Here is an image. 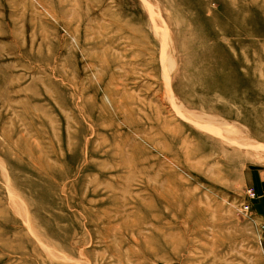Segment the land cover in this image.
I'll return each instance as SVG.
<instances>
[{"label":"rangeland","instance_id":"rangeland-1","mask_svg":"<svg viewBox=\"0 0 264 264\" xmlns=\"http://www.w3.org/2000/svg\"><path fill=\"white\" fill-rule=\"evenodd\" d=\"M258 170L264 0H0V264H264Z\"/></svg>","mask_w":264,"mask_h":264},{"label":"crops","instance_id":"crops-1","mask_svg":"<svg viewBox=\"0 0 264 264\" xmlns=\"http://www.w3.org/2000/svg\"><path fill=\"white\" fill-rule=\"evenodd\" d=\"M253 186L257 196L254 213L264 226V171L258 170L253 174Z\"/></svg>","mask_w":264,"mask_h":264},{"label":"built area","instance_id":"built-area-1","mask_svg":"<svg viewBox=\"0 0 264 264\" xmlns=\"http://www.w3.org/2000/svg\"><path fill=\"white\" fill-rule=\"evenodd\" d=\"M248 194L250 195V199H254L255 197V193L253 192V190L249 189L248 190ZM250 204H247L243 207L242 211H243V214H245L246 216L249 215V212H250Z\"/></svg>","mask_w":264,"mask_h":264}]
</instances>
